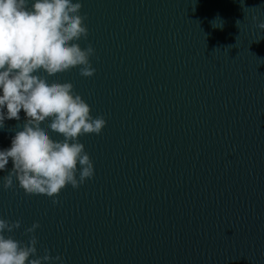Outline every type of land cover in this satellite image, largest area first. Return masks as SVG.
Listing matches in <instances>:
<instances>
[{
    "label": "water",
    "instance_id": "1",
    "mask_svg": "<svg viewBox=\"0 0 264 264\" xmlns=\"http://www.w3.org/2000/svg\"><path fill=\"white\" fill-rule=\"evenodd\" d=\"M78 2L95 74L47 78L106 120L78 138L94 176L54 205L0 173V218L22 222L6 235L39 223L63 264H264V0Z\"/></svg>",
    "mask_w": 264,
    "mask_h": 264
},
{
    "label": "clouds",
    "instance_id": "2",
    "mask_svg": "<svg viewBox=\"0 0 264 264\" xmlns=\"http://www.w3.org/2000/svg\"><path fill=\"white\" fill-rule=\"evenodd\" d=\"M81 8L78 0H0V130L6 121H21L24 113L10 145L0 148V173H7L3 188L13 187L15 178L27 193L53 198L54 205L66 186L77 189L93 178V162L78 138L99 135L106 126L70 82L47 78L77 67L83 77L95 74L94 48L78 43L88 36ZM258 27L264 30V22ZM50 130L63 139H52ZM21 226L19 220L0 218V264H63L47 249L38 255L39 223L26 230L27 243L6 235Z\"/></svg>",
    "mask_w": 264,
    "mask_h": 264
}]
</instances>
